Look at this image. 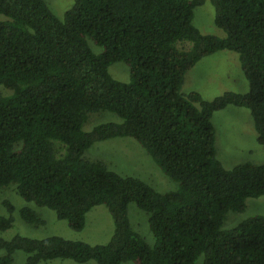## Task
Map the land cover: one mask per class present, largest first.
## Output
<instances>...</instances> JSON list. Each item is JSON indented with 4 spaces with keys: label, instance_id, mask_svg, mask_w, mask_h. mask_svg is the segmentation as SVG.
<instances>
[{
    "label": "trees",
    "instance_id": "trees-1",
    "mask_svg": "<svg viewBox=\"0 0 264 264\" xmlns=\"http://www.w3.org/2000/svg\"><path fill=\"white\" fill-rule=\"evenodd\" d=\"M204 0H74L59 18L46 0H0V191L14 187L26 202L46 207L81 231L87 214L108 208L114 231L92 244L58 235H2L14 224V204L0 214V264L54 259L97 264H264V215L224 228L229 212L264 196V164L231 168L217 156L213 116L228 105L251 111L264 147V0H213L224 37L194 25ZM90 41L95 43V52ZM237 52L246 92L211 100L184 92L187 73L218 51ZM123 61L127 82L110 66ZM122 121L85 129L94 113ZM132 137L178 188L160 192L85 157L96 142ZM131 203L148 214L154 244L134 228ZM21 217L43 225L26 205Z\"/></svg>",
    "mask_w": 264,
    "mask_h": 264
},
{
    "label": "rangeland",
    "instance_id": "rangeland-1",
    "mask_svg": "<svg viewBox=\"0 0 264 264\" xmlns=\"http://www.w3.org/2000/svg\"><path fill=\"white\" fill-rule=\"evenodd\" d=\"M52 11L63 18L74 0H46ZM216 7L213 0L195 8L194 25L204 34H214L220 37L225 31L215 23ZM6 17L0 14V19ZM95 52L100 48L90 41ZM110 74L117 80L127 82L130 79V68L127 63L118 61L109 68ZM249 82L241 68L237 52L222 50L201 59L186 75L183 91L196 90L204 99L211 100L226 91L246 92ZM122 119L112 112H98L91 115L85 125L90 130L102 122ZM216 128L217 156L225 167L231 168L243 162L264 164V147L258 141L251 111L246 107L228 105L216 111L213 116ZM85 157L92 160H102L111 169L121 175L138 177L160 192L173 191L178 184L168 177L154 162L151 155L132 137H116L94 143L86 152ZM4 200L11 201L15 206L13 226L2 233L6 238L15 234L43 238L58 235L68 239L84 240L92 244H103L109 241L114 231V222L108 208L104 205L93 207L87 214L86 226L81 231L72 229L69 223L58 218L55 211L38 207L26 202L15 191L14 187H7L0 191V214L8 215L3 204ZM26 205L35 208L45 220L43 225L26 222L20 215V209ZM129 214L134 228L148 241L154 244V236L148 226V214L131 203ZM255 214L264 215V196L248 198L246 209L242 212H229L224 228H231L247 217ZM27 255L17 251L13 264H22ZM42 264V263H41ZM47 264H97L95 260L78 263L72 259H54ZM122 264H132L131 262ZM195 264H203L201 256Z\"/></svg>",
    "mask_w": 264,
    "mask_h": 264
}]
</instances>
